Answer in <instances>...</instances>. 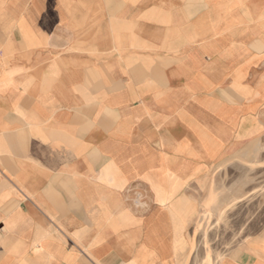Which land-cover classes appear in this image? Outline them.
<instances>
[{"label":"crops","instance_id":"0c3cea01","mask_svg":"<svg viewBox=\"0 0 264 264\" xmlns=\"http://www.w3.org/2000/svg\"><path fill=\"white\" fill-rule=\"evenodd\" d=\"M263 143L264 0H0V264H191Z\"/></svg>","mask_w":264,"mask_h":264},{"label":"rangeland","instance_id":"374dc122","mask_svg":"<svg viewBox=\"0 0 264 264\" xmlns=\"http://www.w3.org/2000/svg\"><path fill=\"white\" fill-rule=\"evenodd\" d=\"M238 163L249 170H222L206 198L200 194L191 264H218L264 227V143Z\"/></svg>","mask_w":264,"mask_h":264}]
</instances>
